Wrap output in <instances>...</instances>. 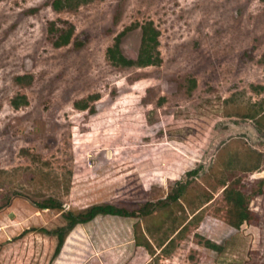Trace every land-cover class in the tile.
<instances>
[{"label": "rangeland", "instance_id": "obj_1", "mask_svg": "<svg viewBox=\"0 0 264 264\" xmlns=\"http://www.w3.org/2000/svg\"><path fill=\"white\" fill-rule=\"evenodd\" d=\"M54 1L0 0V264H264V0ZM143 37L154 63L111 58ZM106 203L136 214L78 224L56 255L63 210Z\"/></svg>", "mask_w": 264, "mask_h": 264}, {"label": "trees", "instance_id": "obj_2", "mask_svg": "<svg viewBox=\"0 0 264 264\" xmlns=\"http://www.w3.org/2000/svg\"><path fill=\"white\" fill-rule=\"evenodd\" d=\"M63 0H55L52 5L58 7ZM73 36V29L67 30L65 34L61 35L60 42L57 44L69 43ZM152 38V37H151ZM117 51L119 52V44L117 46ZM152 46L150 45L147 37L142 38L141 49L137 60L126 59L124 56H119L118 52H115L113 48H110L111 58L117 63H123L124 65L138 63L140 65L152 64L154 60L152 59ZM120 54V53H119ZM14 107L19 108L23 104H28V98L24 94L17 95L11 100ZM257 118V125L259 129H262V124H264V110ZM258 165H255L253 169H257ZM197 173L196 169L188 171V174ZM178 188L174 194H170L168 198L172 200H178L181 197L188 186V181L177 180ZM225 199L228 203L229 218L227 222L239 228L244 222L249 221L252 218V211L250 209V196L242 191L237 186V180L228 183L224 189ZM161 202H163L161 200ZM41 208H61L62 204L50 198L42 203L38 204ZM100 214H110V215H121V216H134L136 212L127 210V208L119 207L114 204H95L88 208L86 211L73 212L71 210H63L62 216L64 218V224L58 226L53 230V234L57 237V246L55 254L58 255L67 239L70 232L78 225L84 224L92 221L95 217ZM206 245L214 250H221L222 246L210 239L206 240Z\"/></svg>", "mask_w": 264, "mask_h": 264}]
</instances>
